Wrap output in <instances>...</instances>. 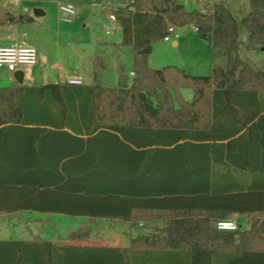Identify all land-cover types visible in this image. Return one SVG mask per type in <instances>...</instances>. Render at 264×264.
I'll use <instances>...</instances> for the list:
<instances>
[{"label":"trees","instance_id":"trees-1","mask_svg":"<svg viewBox=\"0 0 264 264\" xmlns=\"http://www.w3.org/2000/svg\"><path fill=\"white\" fill-rule=\"evenodd\" d=\"M111 11L121 44L133 50L131 84L0 87V211L130 219L135 209L179 210L173 220L185 230L126 248L0 239V264H264L251 230L194 217L264 214V68L240 56L239 20L222 1L211 13L179 0H132ZM242 22L249 45H264V0H250ZM170 24L194 26L226 65L208 75L151 67ZM234 171L249 183L228 179Z\"/></svg>","mask_w":264,"mask_h":264},{"label":"rangeland","instance_id":"rangeland-1","mask_svg":"<svg viewBox=\"0 0 264 264\" xmlns=\"http://www.w3.org/2000/svg\"><path fill=\"white\" fill-rule=\"evenodd\" d=\"M61 0H0V5L7 10L6 15L0 18L1 38L16 37L21 43L35 45L40 59L34 66L23 67L25 72L21 81L33 83L56 82L59 76L82 75L83 81L94 84L118 85L120 76L129 74V79L124 85L132 82L133 50L129 46H119L114 42L121 41V27L118 22L116 30L107 33V27L114 25L110 18L111 10L118 7L126 0H103L101 4L94 5V0H75L81 3L77 8L80 15L73 20L63 19L60 11ZM187 10L196 9L204 13H211L216 2H224L240 22L239 54L248 61L254 68H264V45L250 44L249 32L242 22V19L250 11V0H179ZM111 6L107 10L105 7ZM113 6V7H112ZM125 6V5H123ZM35 9H41L44 15H36ZM181 38L179 46L173 44V40H159L155 43L154 49L149 56V65L153 68H163L169 65L181 67L186 63L185 70L193 75L212 74L210 68L212 55L207 54V44L199 50L201 56L195 58L194 52L197 48L184 41L190 38H197V33L192 25L179 28ZM14 41H0V45L14 44ZM212 48V47H211ZM213 49V48H212ZM210 49V50H212ZM47 58V62L43 57ZM218 65L225 66L227 58L222 56L217 59ZM61 67V69L59 68ZM32 79V80H31ZM67 79H64L66 82ZM19 81L15 72L5 67H0V87L11 86ZM63 81V82H64ZM183 96L191 100L193 98L192 88H183ZM153 214V213H152ZM156 216L172 217V213L156 212ZM24 214L9 213L0 211V229L7 226V230L13 238H27L23 234V227H40L32 218L24 217ZM152 216V215H151ZM146 213H140L139 218L148 219ZM3 218V219H2ZM5 219V220H4ZM53 222L57 228L47 226V231L52 235H62L75 229L76 221L71 216L53 214ZM232 220V219H231ZM264 214H254L250 219V235L259 248H264V226L262 222ZM238 229L242 230L237 221ZM163 229L155 228L150 232L151 238H160ZM88 232V231H87ZM83 234V233H81ZM82 236V235H80ZM154 238V239H155ZM142 244V241L138 242Z\"/></svg>","mask_w":264,"mask_h":264},{"label":"crops","instance_id":"crops-1","mask_svg":"<svg viewBox=\"0 0 264 264\" xmlns=\"http://www.w3.org/2000/svg\"><path fill=\"white\" fill-rule=\"evenodd\" d=\"M19 1L20 3L24 2V0H19ZM61 1H66V0H61ZM68 1L74 2L76 6L78 5L81 6V3L76 2L75 0H68ZM102 1L103 0H97V4H101ZM131 1L132 0H126L125 2L117 6L119 7V6L127 5ZM97 4H94V5H97ZM105 9L110 10L111 6L109 5L108 7H105ZM6 13H7V10L3 8L2 5H0V18H3L6 15ZM79 15H80V12H79ZM0 23L2 24V22ZM1 37L2 36H0V41L20 42L16 37H9V38H1ZM121 42H122V33H121V41L114 42V44L119 45L120 47L121 46L123 47L124 45H122ZM189 43L191 44L194 43L193 45H195V48H197L196 51L194 52L195 58H198V56H201L199 53V50L202 47H204L206 43L208 45L207 46L208 48H206L207 54L212 55V61L210 64V68L213 70L214 67L216 66H222V65H218L217 59L218 57H222V56L226 57V56L223 53L215 54L214 49L211 48L212 46L207 40L202 39L199 36H197V38H190L184 41V45L185 44L188 45ZM173 44L176 46H179L180 42L179 40L178 41L174 40ZM3 45H6V44H3ZM31 46L36 47L35 45H31ZM149 56H148V59H149ZM43 59L45 62H47V58L45 56L43 57ZM181 67L188 70L186 63L182 64ZM59 68L61 69V67ZM132 72L133 71H131V73ZM69 76L71 75H68L65 77L59 76V79L57 81H64V79H67V77ZM72 76L82 77V75H72ZM24 84H31V83L25 82ZM86 84H90V83L86 82ZM183 97L187 101L193 100V98L191 100H188L185 98V96ZM193 97H194V94H193ZM228 179H233V180L237 179L239 182L245 183V184H248L250 181L248 176H246L243 173H237L235 171L233 172V176L228 177ZM13 212L19 213L20 215L24 214L25 215L24 217L32 218V220L36 221L35 224L40 223L41 226L40 227L31 226L30 228L23 227L22 228L23 234H25L27 238H13L12 235H10L9 232L7 231L9 227L7 226L4 227L3 225V229H0V239L13 238V239L31 240L35 238H41V239H49L52 241H61L66 244L78 245V246H114V247L126 248L131 245L132 239H138V242L142 241V244L148 241H158V242L165 243L164 241L167 239H170L169 237L176 236L178 235V233L180 234L181 232H184L185 230L184 224L178 225L177 224L178 222L173 220V218H175L176 216H181L180 215L181 211L179 210L176 211V210L135 209L130 219H123L120 217H109V216H93L89 214H70L66 212H53V211L52 212H41V211H34V210H18V211L6 212V213L9 214ZM156 212L172 213L174 216L160 217V216L154 215V213ZM224 212L225 211H222V210L204 211V212L195 214L194 217L196 218L197 216H208L213 221V224H216V221L220 219L218 217L224 214ZM140 213H146L150 217H148V219L139 218ZM53 214H63V215L71 216L73 221L77 222V224L75 225L76 228L73 230H70L66 234H62L58 236L56 234L51 235L47 231V226L53 227L54 230H56L57 228V223L53 222L51 219ZM225 214H226L225 219H230V220L232 219V220L237 221L241 229L246 230L250 228V223H251L250 219L256 213L230 212V213H225ZM257 214H260V213H257ZM155 228L163 229L162 233L160 234V238H155V237L151 238L150 232H152V230ZM180 235L178 239H183Z\"/></svg>","mask_w":264,"mask_h":264},{"label":"built area","instance_id":"built-area-1","mask_svg":"<svg viewBox=\"0 0 264 264\" xmlns=\"http://www.w3.org/2000/svg\"><path fill=\"white\" fill-rule=\"evenodd\" d=\"M93 4H97V0H94ZM60 11L65 20H73L79 15V10L76 4L72 1H60ZM110 18L113 20L114 25L107 27V33H111L116 29L115 22L117 21L115 13H110ZM180 27L170 24L168 26L167 34L164 36L165 41L175 40L178 41L181 38ZM194 30L196 28L193 26ZM40 59L38 50L36 47L26 45L20 42H15L11 45L0 46V67H5L9 71L17 72L23 70V67L34 66L38 64ZM25 73V72H24ZM67 82L71 84H82L84 83L81 76H69ZM216 227L219 230H236L238 225L230 219H219L216 221Z\"/></svg>","mask_w":264,"mask_h":264},{"label":"water","instance_id":"water-1","mask_svg":"<svg viewBox=\"0 0 264 264\" xmlns=\"http://www.w3.org/2000/svg\"><path fill=\"white\" fill-rule=\"evenodd\" d=\"M35 14L36 15H43L44 12L41 10V9H35ZM15 76L16 78L19 80V81H22L23 78H24V72L22 70H19L15 73ZM129 79V74L127 73H124L120 76V81L118 83V85L120 86H123L124 83Z\"/></svg>","mask_w":264,"mask_h":264}]
</instances>
